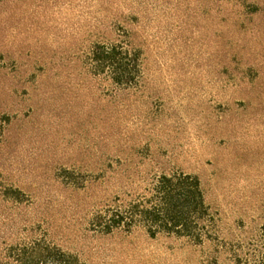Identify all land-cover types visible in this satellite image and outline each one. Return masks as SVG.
<instances>
[{
    "label": "rangeland",
    "instance_id": "rangeland-1",
    "mask_svg": "<svg viewBox=\"0 0 264 264\" xmlns=\"http://www.w3.org/2000/svg\"><path fill=\"white\" fill-rule=\"evenodd\" d=\"M242 13L237 0L0 1V264L43 234L81 264H212L209 244L91 228L126 175L197 178L224 238L264 223V31L251 38ZM118 28L142 57L129 93L87 67Z\"/></svg>",
    "mask_w": 264,
    "mask_h": 264
},
{
    "label": "trees",
    "instance_id": "trees-1",
    "mask_svg": "<svg viewBox=\"0 0 264 264\" xmlns=\"http://www.w3.org/2000/svg\"><path fill=\"white\" fill-rule=\"evenodd\" d=\"M237 2L249 22L247 32L257 38L264 31V0ZM118 29L117 40L93 45L86 56L87 67L118 92L129 93L142 86V57L130 33ZM131 176H125L120 192L93 215L90 226L94 231L111 235L141 229L150 238L173 237L197 247L209 244L212 264H264V223L231 238L222 237L197 178L175 172L134 186ZM4 258L3 264H81L76 256L50 243L46 234L9 246Z\"/></svg>",
    "mask_w": 264,
    "mask_h": 264
}]
</instances>
